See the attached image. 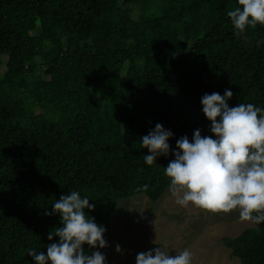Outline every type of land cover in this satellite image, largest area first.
I'll list each match as a JSON object with an SVG mask.
<instances>
[{
  "label": "trees",
  "instance_id": "obj_1",
  "mask_svg": "<svg viewBox=\"0 0 264 264\" xmlns=\"http://www.w3.org/2000/svg\"><path fill=\"white\" fill-rule=\"evenodd\" d=\"M238 0H0V264H35L61 227L52 204L78 191L108 231L119 201L169 189L141 138L213 136L204 94L264 109V25L236 35ZM139 9L134 18L132 10ZM147 186V187H145ZM105 232V233H106ZM241 264H264V223L222 239ZM85 253L94 251L87 244Z\"/></svg>",
  "mask_w": 264,
  "mask_h": 264
},
{
  "label": "clouds",
  "instance_id": "obj_2",
  "mask_svg": "<svg viewBox=\"0 0 264 264\" xmlns=\"http://www.w3.org/2000/svg\"><path fill=\"white\" fill-rule=\"evenodd\" d=\"M238 5L227 12L236 35L264 25V0H238ZM233 95L225 89L223 95L213 92L201 98L202 112L215 138L202 136L196 129L191 140L182 136L171 150L168 141L173 133L157 123L141 138V147L149 152L143 160L152 165L171 151L174 159L164 167V175L177 205L191 204L212 213L237 211L240 221L260 224L264 223V109L242 102L230 107L228 101ZM94 207L78 191L61 195L52 204V211L45 212L60 217L62 226L47 236L49 241L58 237V242L49 243L46 254L29 249L28 256L35 264H106L101 251L88 255L83 247L108 246L106 228L85 212ZM116 251H121L120 245ZM135 260L136 264H192V253L185 248L173 256L157 247L138 253Z\"/></svg>",
  "mask_w": 264,
  "mask_h": 264
},
{
  "label": "rangeland",
  "instance_id": "obj_3",
  "mask_svg": "<svg viewBox=\"0 0 264 264\" xmlns=\"http://www.w3.org/2000/svg\"><path fill=\"white\" fill-rule=\"evenodd\" d=\"M139 13L134 7L133 17ZM251 227L256 224L240 221L237 211L212 213L191 204L177 205L168 189L155 203L144 195L120 200L104 234L108 246L94 251L105 255L106 264H136L138 253L157 247L173 256L187 248L192 264H241L222 239L237 237Z\"/></svg>",
  "mask_w": 264,
  "mask_h": 264
}]
</instances>
